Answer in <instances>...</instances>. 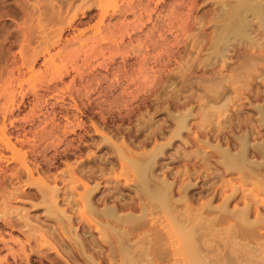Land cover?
Wrapping results in <instances>:
<instances>
[{"label": "rangeland", "instance_id": "1", "mask_svg": "<svg viewBox=\"0 0 264 264\" xmlns=\"http://www.w3.org/2000/svg\"><path fill=\"white\" fill-rule=\"evenodd\" d=\"M220 3L0 0V194H13L11 198L16 195L12 200L7 196L17 210L13 220L23 217L51 231L54 235L47 237L49 243L56 248L62 246L60 254L45 252L40 241L27 243L29 233L24 226L18 224L17 231L15 225L8 228L0 223V257L7 260L4 264H26L24 256L14 257L22 243L30 254L29 264H76L65 253L73 246L67 234L76 233L84 243L94 238L100 244L99 232L80 222V202L76 200L79 206L73 209L68 203L70 195L75 201L84 193L83 184L89 189L96 187L91 195L99 209L104 204L117 205L120 194L125 201L134 196V174L126 169L125 161L119 160L122 154L137 160L162 146L155 173L160 177L165 173L170 181H178L179 187L183 181L188 182L184 173L189 171L193 186L188 195L193 197V206L209 200L213 182L209 165L205 168L198 157H191L193 152L209 156V143L218 142L212 123L223 122L236 110L243 116L250 115L249 107L264 100V69H260L251 72L253 78L251 74L241 82L245 91L240 96L231 94L237 98L230 99L223 108L220 104L209 107V83L216 73L229 76L237 64L232 48L227 53L229 59H224L227 67L210 56L214 13ZM256 93L261 96L259 100L254 98ZM212 107H219L222 113ZM189 113L192 118L187 120V129L177 131V116ZM211 113L218 120L212 122ZM217 135L225 147L222 136L219 132ZM203 143L208 146L203 147ZM47 187L56 191V210L74 217L71 231L61 229L47 217L48 201L42 195ZM109 192L115 195L104 203L103 196ZM29 246L46 255L33 254ZM102 246L106 253V246ZM181 258L178 264L180 260L187 264Z\"/></svg>", "mask_w": 264, "mask_h": 264}, {"label": "bare ground", "instance_id": "2", "mask_svg": "<svg viewBox=\"0 0 264 264\" xmlns=\"http://www.w3.org/2000/svg\"><path fill=\"white\" fill-rule=\"evenodd\" d=\"M218 5L220 6L217 12L214 13L216 14V16L214 15L215 27L213 26L215 32L212 40L209 41L211 42L209 48L212 49L210 56L212 59L215 58L217 62L221 61L227 67L224 59L231 50L229 48H232V58L237 63L236 66L230 69L231 74L229 76L216 73L217 76L209 83V107L213 104H220V107L223 108L230 99L237 98L235 95L240 96L245 91L241 82H245L251 77V74V78H253L254 75L251 72H259L260 69L262 71L264 69V0H221ZM58 21L57 23H59ZM234 42H237V45H234ZM229 57L230 55L227 56L228 59ZM257 93L253 95L256 100H259L261 96ZM231 94H235V97ZM242 100L241 102H243ZM212 108V111L214 109L219 111V107ZM249 109L251 114L253 113L252 115L248 113L245 117L241 114V111L236 110L235 113L226 116L223 122L212 123L213 133L216 132V136H218L219 132L222 141H225V147L221 144V140L219 141L218 137L213 135L216 138L215 142H218L215 144L209 143V156L207 154L201 155V152H193L194 156L191 157H198L204 163L205 168H208L209 165V175L213 180L210 186L211 197L197 207L192 204L191 198L193 197L190 198L188 195L189 189L193 186L189 181L192 173L189 171L184 173L188 182L184 183L183 181L179 187L176 186L178 183L176 179L177 183L173 180L170 181L164 175V172V174L161 173L163 174L161 177L159 176L160 173H155L156 159L162 154V146L142 157L139 155L140 157L137 160H134V157V161L132 160L133 157H130L131 159L127 157L128 154L126 157L123 154L119 156V160L126 162L127 168H125L131 170L134 174V196L129 197L126 201L123 195L119 193V188H116L119 186L117 185L115 188L117 193L120 194L119 197H116L118 204H104L99 209L97 208V201H94L91 195L96 187L89 189L86 184H83L84 193L75 201L71 200L70 195L68 205L73 209L74 206L79 204L76 200L80 202L82 208L79 211V218L82 226L86 224L89 229L90 226H93L100 234L101 243H97L94 238H90L91 240H87L88 243H84L82 242L83 239L80 240L74 232V234H70L71 236L64 234L66 239L73 244L72 249L65 251L67 257H71L73 261L75 260L76 264H178L181 256L183 257L181 259L185 260L187 264H264V100L261 104H254ZM211 114L213 116L212 119L210 115L211 121H216V115ZM205 115L207 114L205 113ZM180 116L178 115L176 120L177 131L187 129V120L192 114L189 113L179 118ZM176 137L179 138V135ZM11 145L10 143V147ZM202 146L206 147L208 145L203 143ZM189 153L192 152L189 151ZM184 155L187 156L186 153ZM189 158L187 157V159ZM108 178H111V176ZM216 181H220V184L217 185ZM45 189H42V195L48 201L47 217L53 218L61 229L71 231L74 217L65 215L63 210L58 212L56 210V191L50 188H48L50 190ZM176 191L177 198L175 197ZM114 195L113 192L106 193V196H103L104 203L113 198ZM7 196L10 197V193L9 195H3L0 199L1 226L11 228L15 225L16 228L20 224L24 226V231L26 230L29 233L26 237L27 243H32L30 240L40 241L42 243H40L41 247L45 248V252L60 254L59 251H61L62 246L56 248L49 243L47 238L53 233L43 230L39 225L36 226V222L34 223L37 220L36 218L35 220L33 218L35 225L28 220H24L26 218H20L19 215L18 218L21 219V222L18 221L19 219L17 220L15 215L17 210H14V207L12 208L10 204L16 195L13 198L10 197L11 200ZM259 197H262V199ZM13 215L16 216V220L12 219ZM16 229L18 231V228ZM40 229L43 230V233ZM61 235H63L62 232ZM90 236L92 237V235ZM82 238L84 237L82 236ZM12 241L14 242V240ZM102 244L107 248L106 253L103 252ZM24 248L22 243V247L18 248L20 249L19 252H14L17 253L14 254V257L19 259L24 256L23 260L25 259L26 264H29L30 254L26 253ZM30 248L31 252L36 253L39 257L46 255L45 253L40 255L42 251L40 253L36 251L38 248ZM7 249L10 251L9 248ZM27 251L30 252V249ZM1 257L0 263L4 264L6 259Z\"/></svg>", "mask_w": 264, "mask_h": 264}]
</instances>
